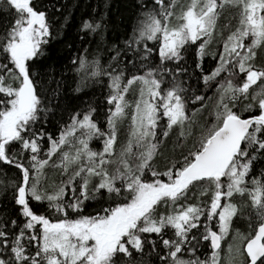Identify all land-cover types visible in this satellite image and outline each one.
<instances>
[{
  "label": "snow or ice",
  "instance_id": "1",
  "mask_svg": "<svg viewBox=\"0 0 264 264\" xmlns=\"http://www.w3.org/2000/svg\"><path fill=\"white\" fill-rule=\"evenodd\" d=\"M224 4L239 9V26L223 41L222 51L214 52L208 46ZM0 6L16 16L0 35L4 60L0 63V162L18 170L11 186L24 218L20 225L16 220L0 224V264H150L145 259L150 256H156L158 264H218L220 241L238 212L232 198L245 193L257 222L251 233L240 237V264H264V171L259 178L246 179L258 161L264 162V95L252 97L253 103L246 107L256 111L246 118L233 110L240 97L247 99L250 86L264 82V68L253 63L255 49L264 45V0H190L178 15L176 0L167 4L138 0L140 19L133 35L123 47L109 46L107 51L115 54L107 68L100 63L99 51L91 60L86 55L71 59L80 75L77 92L87 81L100 83L101 77H107V131L93 119L96 108L88 105L71 115V124L55 139L36 128L38 120H45L41 113L46 116L59 107V87L45 104L35 80L36 65L52 37L47 13L36 9L32 0H0ZM174 15L180 21L177 24L170 23ZM99 29V22L83 21L80 40L87 43L86 36ZM248 38L251 42L246 44ZM186 45H196L195 66L201 70L204 86L217 84L215 122L181 160L158 171L151 162L159 143L174 126L187 137L195 123L196 110L189 115L185 107L190 89L181 78L188 72L181 64ZM154 52L158 64L151 63ZM206 56L217 60L208 74L202 68ZM138 63L146 69L143 74H138ZM237 70L245 74L238 86L231 80ZM222 73L227 75L221 77ZM166 79L167 86L162 87ZM133 85L139 95L131 114L130 139L114 161L118 125L128 115L125 96ZM187 98L193 103L205 99L195 94ZM157 128L161 140H157ZM93 138L102 139V150L89 147ZM133 140L142 149L134 164L129 160ZM57 152L58 161H53ZM113 163L118 166L109 171ZM48 166L58 167L67 176L52 192L42 182ZM190 186H200V195L208 200L180 203ZM31 201H47V208L58 218L53 221L37 214ZM90 201L99 207L85 215ZM161 204L169 209L167 214L158 212ZM69 210L77 215L69 218ZM214 220L218 232L213 230ZM202 242L212 249L205 260L196 256Z\"/></svg>",
  "mask_w": 264,
  "mask_h": 264
},
{
  "label": "trees",
  "instance_id": "2",
  "mask_svg": "<svg viewBox=\"0 0 264 264\" xmlns=\"http://www.w3.org/2000/svg\"><path fill=\"white\" fill-rule=\"evenodd\" d=\"M183 1L176 0L174 12L177 15L180 13L181 8H186L187 6L183 4ZM165 3H169V0H165ZM32 4L36 9L43 10L47 13L52 31V37L49 39V43L44 46V55L40 57L36 65V72L38 73L35 76L37 91L42 97L43 102L47 104L51 98L52 91L59 87V107L55 108L53 112L47 113L46 116L44 113H41V116L45 117V120L44 122L38 120L36 128H42L45 133L50 134L54 139L58 138L60 132L67 125L71 124L70 117L74 112H83L88 105H92L96 108L93 119L106 132V115L109 108L106 102V96L108 95L107 77H101L100 83H94L89 80L77 92L76 88L80 83V75L75 71L76 66L71 63V59L77 55H86L91 60L93 54L99 51L101 53L99 57L100 63L103 67L107 68L110 56L115 54L114 52L107 51L109 46L116 44L118 47H123V42L130 39L133 35V30L140 19L138 0H32ZM227 5L220 13L216 31L208 46L214 52L222 51L223 41L239 26V9L235 6ZM173 17L176 19V15ZM15 18L14 11L6 10L3 6H0V35H3L6 27ZM85 20L99 22L101 24V29L96 34L86 36L87 43L80 40V37L84 35L80 29ZM152 43L149 42V46H152ZM197 43H200V41ZM85 47L88 49L87 53L83 52ZM185 47L187 51L183 52L184 59L181 61V64L188 69V72L183 74L181 78L186 81V85L190 89L186 94L185 107L189 115L193 113V110H196L194 116L195 123L190 129L191 134L187 137L181 136L180 129L174 126L170 130L168 137L163 138L162 142L159 143L156 154L151 162L158 171H164L173 161L181 160L182 154L187 153L193 141L198 139L200 134L205 132L215 122L214 113L218 98L216 94L217 84L212 82L209 87L204 86L203 81L200 79L202 75L201 70L195 66L197 59L196 45H186ZM255 51L256 57L253 63L257 67L264 68V45H261ZM2 62H4L3 55L0 54V63ZM151 63H159L157 52L153 53ZM216 64V59H212L211 56H206L202 62L203 73H210ZM168 66L172 67L173 65L169 64ZM128 68L132 71L137 70L132 69L131 65H128ZM137 68L138 74H143L146 70L140 67L139 63ZM125 75L127 76V72ZM226 75V73H222L221 77ZM221 77L217 79L219 80ZM244 77L245 74L238 73L237 70L231 76L233 85H240ZM5 83H9V80L6 79ZM12 84L14 87L16 86L14 81ZM166 86L167 79L165 85L162 87ZM257 93L264 95V82L258 81L256 84L250 86L247 99L240 97L237 107L233 110H238L245 118L254 114L256 109H248L246 106L249 103H253L252 97L256 96ZM193 94L203 95L205 99L193 103L191 99L187 98ZM138 95V87L133 85L125 96V99L129 102V108L126 109L128 115L118 125L115 152L112 157L114 161L118 159V154L121 149L129 142L132 123L131 114L134 110V102L138 98ZM259 98L261 97L257 96V101ZM201 104L204 105L203 108H201ZM160 131L161 129L157 128V140H161ZM76 135L79 136L80 132H77ZM43 146L44 148L48 147L46 137ZM89 147L96 151L102 150V139L93 138L89 142ZM65 148H67V145ZM141 150L133 140L132 154L129 157L130 162L133 164L136 162V155ZM59 156L60 153L57 152L53 155L52 160L58 161ZM117 166V163L108 165L109 171H113ZM72 167H75V165ZM69 171H71V168ZM262 171H264V162L258 161L254 166L253 172L246 179H250L252 175L259 178V174ZM44 173L42 182L47 192L54 191L61 180L67 179V176L62 175L58 167L48 166L44 169ZM147 175L150 174L146 173ZM17 178V169L0 162V224L9 220H16L17 225L23 222L24 218L19 214L18 206L15 205L13 200V188L11 186ZM164 179L166 180V178ZM226 180V177L222 178V181L226 182ZM95 182L96 178L93 179L92 183L94 184ZM201 191L202 188L200 186H190L186 200H182L180 203L202 204L208 200V196L200 195ZM232 202L237 204L239 211L238 215L233 218L232 224L241 234L248 235L253 231V226L257 222L255 212L250 207V197L245 193L243 196L238 195V197L232 198ZM30 206L37 214L48 215L53 221L58 218L52 214L51 209L47 208V201H31ZM98 207L99 205L94 201L86 202L83 214L94 213ZM157 207L160 213L167 214L169 211L163 204ZM76 215L69 210V218H74ZM215 223L216 221L214 220L213 229L217 230ZM14 230L18 231V228ZM193 231L195 232L196 230ZM169 235H171L170 232ZM165 238L168 237L166 236ZM207 245L208 242H202L196 251V256L201 260L207 259L212 252V249ZM184 256L188 258L187 253ZM145 259L150 261V264H158L156 256L146 257Z\"/></svg>",
  "mask_w": 264,
  "mask_h": 264
},
{
  "label": "rangeland",
  "instance_id": "3",
  "mask_svg": "<svg viewBox=\"0 0 264 264\" xmlns=\"http://www.w3.org/2000/svg\"><path fill=\"white\" fill-rule=\"evenodd\" d=\"M184 1H183V4L185 6L188 5V3L190 2V0H186L185 2ZM219 2H220V0H218V3ZM226 6H228V5L224 4L223 7L219 9V13H221L225 9L224 7H226ZM219 19H220V14H219L217 23L219 22ZM179 22L180 21L174 19V17L170 18L171 24H177ZM215 31H216V29H215ZM215 31H214V33H215ZM214 33H213V35H214ZM250 42H251V38H248L245 40L246 44H249ZM255 50H257V48ZM238 195L239 194H234L233 198L238 197ZM238 213H239V211L237 212V215H238ZM218 231H219V229L217 228V232ZM241 236H247V235L241 234V232L238 231L237 228H234L233 224L231 223L228 232L224 235L223 239L220 241L221 242L220 248L217 250L218 255H219L218 264H240V261L242 260V258L239 256V250L242 247L241 239H240Z\"/></svg>",
  "mask_w": 264,
  "mask_h": 264
},
{
  "label": "flooded vegetation",
  "instance_id": "4",
  "mask_svg": "<svg viewBox=\"0 0 264 264\" xmlns=\"http://www.w3.org/2000/svg\"><path fill=\"white\" fill-rule=\"evenodd\" d=\"M258 82V81H257ZM214 230V229H213ZM215 231H217V230H215ZM220 245H221V242H220Z\"/></svg>",
  "mask_w": 264,
  "mask_h": 264
},
{
  "label": "water",
  "instance_id": "5",
  "mask_svg": "<svg viewBox=\"0 0 264 264\" xmlns=\"http://www.w3.org/2000/svg\"><path fill=\"white\" fill-rule=\"evenodd\" d=\"M243 146V145H242Z\"/></svg>",
  "mask_w": 264,
  "mask_h": 264
}]
</instances>
